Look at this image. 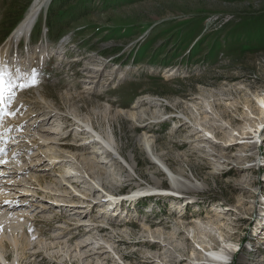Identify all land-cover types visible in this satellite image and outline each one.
<instances>
[{
	"label": "rangeland",
	"instance_id": "obj_1",
	"mask_svg": "<svg viewBox=\"0 0 264 264\" xmlns=\"http://www.w3.org/2000/svg\"><path fill=\"white\" fill-rule=\"evenodd\" d=\"M33 1L0 0V48ZM81 1H46L28 40L12 38L4 61L8 71L17 67L13 56L28 63L24 72L36 70L34 87L5 88L12 96L0 120V132L10 135L0 145L27 166L0 176V198L33 220L17 263L218 264L202 259V244L224 249L225 264H264V114L254 95L264 92V35L251 38L264 20V0ZM38 93L48 104L37 102ZM126 109H144L138 123L116 113ZM56 116L66 127L51 126ZM88 118L101 135L111 132L113 148L85 142ZM46 127L54 130L47 143L53 154L70 158L76 174L64 186L50 183L63 168L51 166L45 143L34 138ZM144 132L156 155L204 187L168 191L138 140ZM31 174L47 181L38 186ZM20 176L35 194L22 195ZM145 240L160 249L138 244ZM5 253L12 261L11 248Z\"/></svg>",
	"mask_w": 264,
	"mask_h": 264
},
{
	"label": "bare ground",
	"instance_id": "obj_2",
	"mask_svg": "<svg viewBox=\"0 0 264 264\" xmlns=\"http://www.w3.org/2000/svg\"><path fill=\"white\" fill-rule=\"evenodd\" d=\"M46 1L47 0H44V1L43 0L42 1L41 0H34L33 1L32 5L30 6V8H29V10H28V12L26 14V16L17 24V27L15 28L16 30L14 32H12V35L9 36V38L6 41V44H4L0 48V65H3V66L6 65V64H4V61H6V58H7L8 54H9V52L11 51L10 47H11V39L12 38H15L16 42L20 38H24V40H26V41L28 40L29 35L31 33V30L33 29V25H34V23L36 21V18L38 17L39 12L41 10V7L46 5L45 4ZM42 4H44V5H42ZM46 50H47V46L43 45V46L40 47V50L37 51L38 55H39V59H38L39 64L43 65L46 62V59H47ZM29 55H30V53H29ZM11 60H12L13 63H15V65H17L16 68H19L21 70V73H23L24 70H26V67L28 66L27 62L23 61V62L20 63V61H18V57H15V56H13L11 58ZM13 68H14V72L12 70L8 71V75L5 76V85H4V88H6V89L9 88V90H11V91H15L16 89H19V88L13 87L12 84L8 83V81L11 80L14 83H21L20 79L18 77H16V72H15L16 68L15 67H13ZM87 77L95 79V77L92 75V73L88 74ZM38 94L39 95H38V98H37L38 99L37 102L43 103L44 105L48 104V101L45 99V96L42 93H38ZM254 95H255V98L257 99V103H260L259 106H260L261 113L264 114V92H262L261 94H254ZM11 96L12 95H7V100ZM208 97H213V94L210 93L208 95ZM147 99L148 98H145L144 100H147ZM4 101L5 100H4V97H3V102H2L3 105H4ZM137 103H138V101H137ZM50 105H51V103H50ZM262 107H263V109H262ZM73 108H74L73 110L75 111V107H73ZM140 111L144 112V109H141ZM141 112L133 111V110H130V109L116 111L117 114L123 115L125 118H128L129 120H131L134 124L138 123V120H139L138 118H139V115H140L139 113H141ZM27 115H33L34 116L35 114H33V112L31 110H29V113ZM144 115H145V113H144ZM10 117H11V115H10ZM56 118L59 119V121L55 122V123H57V125L54 123V121H51V126L60 127L61 126V125H59L60 123H65V122H63L64 118L58 117V116H56ZM14 120H15L14 124H19L18 120H16V119H14ZM82 124H83L82 126L84 127L83 131L84 130L85 131L89 130L92 133V135H90L88 138H86L85 142H94V141H96L95 143H98L97 139H99L100 143L102 145H104L106 148H110V149L113 148V145H112L113 144V138H112L111 132H105L106 133L105 136L101 135L99 132L94 130L92 122L90 121L89 118H88V120H86V119L83 120ZM1 127H2V125H1ZM261 127H262V122L257 123L256 130H254V132H255L254 137L255 138H257V134H259V132L261 130ZM53 131H52V129L50 127L49 128L46 127V128L41 130V132H43V134H40L39 132H35L36 134H35L34 138H35V141L38 140L40 143H45L44 145L47 148L46 150L49 151V155L48 156L46 155V157L48 158L49 163H51V166L55 167L56 164H57V166H61L63 168L61 171H59L60 175L57 178H53L52 180H50V183H54V181H55L56 184L64 186L63 182H65L66 179L71 177V175H74V177H75L76 174L73 172V169H71L72 167L70 165V163H71L70 158H65L64 157L65 155H63V154H55L54 155L53 154V151H54L53 147L49 146L47 144V143H49V141H51V140H49V139L52 138L50 136V133H54ZM7 132L8 131L0 132V133H4L3 138H6V137L10 136V135L6 134ZM25 134H27V133L25 132ZM63 136L64 135H62V137ZM92 136H94L95 138L92 137ZM138 140H139V142H141L143 151L148 156L150 163L152 165H154L157 170L163 172L165 174V176L167 177L168 185L170 187V188L167 189L168 191H172V192H174V194H178L179 195L180 193H183V191L199 190V189L202 188L203 184L202 183H197V181H193L194 177L191 174H190L191 177H186L185 175H183L181 170L172 169L168 164L165 163V161H163V159L161 157L156 155L155 154L156 150L154 148V139L151 138L147 133L144 132L141 135H139ZM217 140L218 139H216V141ZM18 141H20V140L19 139L18 140L15 139V141L12 142V143L16 144ZM0 147H3V145L2 146L0 145ZM99 148H101V147H99ZM106 150L107 149H105L104 152H106ZM108 154H111V153L109 152ZM84 155H85L84 153L80 154V158L81 159H86V157ZM12 156H13V152H8L3 157L7 161V163H6L5 166H3V168H0V171L4 172L6 174L13 173V172H15V171H13L14 166H16L17 168H22V169H17V171H16L17 175H20V173L24 172V168L25 169L27 168L26 162L24 163V161H26V160L20 161L19 159H16L14 161V160L10 159ZM21 157H24V156H21ZM12 165H14V166H12ZM11 168H13V169L10 170ZM111 174H115V173H111ZM30 179L32 180V183L35 181L36 185H38V186H41V182H46L47 181V179H45L44 177H42V178L39 177L38 174L37 175L36 174H31L30 175ZM17 180L19 182V185H22V184L25 183L24 185H22V187L19 188L21 193H22V195L35 194L34 193L35 191H33L32 189L33 188L36 189V187L33 186V188H32V185L28 184V181H27L26 177H21L20 176L19 179H17ZM12 181L13 180H8V182H12ZM70 183L71 182H67V184L69 186H70ZM63 188H64L63 189L64 193H66V194L67 193H71L69 191V189L71 188L75 192L74 194H72V196L74 197L76 195L75 185L70 186V188L66 187V186L63 187ZM153 188L158 189V190H162L163 184H157V186L153 187ZM56 190L58 192L59 188H57ZM139 190H141V189H139ZM139 190L138 189L134 190L133 194L138 193ZM7 195H8V193H7ZM0 196L5 197L4 194H1ZM7 200L8 199L0 198V261L3 264H18L17 262L19 260V257H21L20 255L23 254V251H24V249H25V247L27 245L26 230L27 229H29V230L31 229L30 222L33 221V220H32V217H31L32 215L28 211H25V210L16 211V209H17L16 204L8 202ZM4 201H7L8 203L5 204V203H3ZM55 202L58 203V204H61L59 202V200H55ZM71 202H74V201H71ZM61 226H63V225H61ZM146 227H147L148 231L151 230L150 227L145 226V228ZM16 229H18V230H16ZM188 232L191 233V235L195 236L194 235L195 232H194L192 227L189 226ZM138 244H140L141 246H146L147 248H150V249H160V245L158 243H156L155 241H150V240L139 241ZM224 244L226 246L228 245L230 248L233 246L231 248L233 250L235 249V246L237 245L236 243H231V245H229L226 242ZM199 245L203 249V251L205 252V254L202 256V259L208 260L211 263H218V264H225L227 262V254H226L224 249H221V248L220 249H216V248L212 247L211 245H209V246L202 245V244H199ZM8 247L11 248V250H12V252L14 254V258H13L12 261L9 260L8 254L6 255V253H5V249L8 248ZM193 254H194V252L192 251V255ZM241 258H243V257H241Z\"/></svg>",
	"mask_w": 264,
	"mask_h": 264
},
{
	"label": "snow or ice",
	"instance_id": "obj_3",
	"mask_svg": "<svg viewBox=\"0 0 264 264\" xmlns=\"http://www.w3.org/2000/svg\"><path fill=\"white\" fill-rule=\"evenodd\" d=\"M16 77L23 80L24 82L21 83H14L13 81H8V83L12 84L13 87L20 88V89H28L30 87H34L36 84V70L32 69L30 73L24 72L21 73V70L19 68H16ZM8 75V69L7 67L0 65V103L3 102V95H4V85H5V76ZM9 115L7 112H2L0 110V120L4 116ZM11 115H15V113H12ZM3 142V134L0 133V143ZM6 155V150L4 147H0V168H3V166L6 165L7 161L3 158ZM15 155V153L13 154ZM6 173L0 171V176H4ZM3 203H8L7 201H4Z\"/></svg>",
	"mask_w": 264,
	"mask_h": 264
},
{
	"label": "trees",
	"instance_id": "obj_4",
	"mask_svg": "<svg viewBox=\"0 0 264 264\" xmlns=\"http://www.w3.org/2000/svg\"><path fill=\"white\" fill-rule=\"evenodd\" d=\"M64 1L65 0H58V3L60 4ZM82 1H90V0H82ZM102 1L103 2H109V1H114V0H102ZM52 14H53V1L50 3V6H49L48 11H47V15H46V21L49 24H51V22L53 21ZM263 25H264V20H262L261 22H259L255 25L254 29L252 30V33H254V34H252L253 37H251V38H256L257 40H260L263 37L264 31L261 28ZM257 33L259 35H256Z\"/></svg>",
	"mask_w": 264,
	"mask_h": 264
},
{
	"label": "water",
	"instance_id": "obj_5",
	"mask_svg": "<svg viewBox=\"0 0 264 264\" xmlns=\"http://www.w3.org/2000/svg\"><path fill=\"white\" fill-rule=\"evenodd\" d=\"M50 0H47V3L49 2Z\"/></svg>",
	"mask_w": 264,
	"mask_h": 264
}]
</instances>
